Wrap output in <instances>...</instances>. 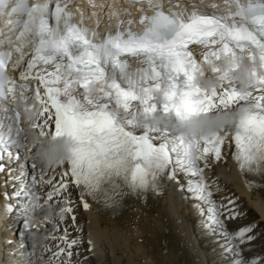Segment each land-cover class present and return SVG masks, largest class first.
Masks as SVG:
<instances>
[{"label": "snow or ice", "instance_id": "obj_1", "mask_svg": "<svg viewBox=\"0 0 264 264\" xmlns=\"http://www.w3.org/2000/svg\"><path fill=\"white\" fill-rule=\"evenodd\" d=\"M70 3L0 0V26H7L0 27V105L34 102L41 123L33 126L62 145L64 177L82 197L107 203L106 189L115 195L118 179L146 192L158 189L164 175L177 180L182 173L190 177L186 190L210 205L209 226L245 242L251 226L226 232L200 162L225 159L231 135L241 170L264 176V0H223L210 13L182 8L180 0H168V11L164 0H132L143 29L120 19L104 33L77 19ZM0 113V161L6 152L18 160L9 149L23 146L20 112L0 106ZM69 181L61 177L56 193ZM53 195L44 204L33 195L25 218L46 211Z\"/></svg>", "mask_w": 264, "mask_h": 264}, {"label": "bare ground", "instance_id": "obj_2", "mask_svg": "<svg viewBox=\"0 0 264 264\" xmlns=\"http://www.w3.org/2000/svg\"><path fill=\"white\" fill-rule=\"evenodd\" d=\"M11 153L17 155L14 151ZM229 157L231 154L226 153L225 159L217 161L209 156L208 167H204L203 161L200 163L203 179L212 193L210 199L222 206L217 209L221 213L219 219L228 234H235L251 226L249 223L253 220H248L246 209L251 216L258 214L255 221L264 224V188L255 186L264 180V176L239 173L238 165ZM0 166L3 168L0 171L1 212L7 193H17L21 187L29 189L36 172L28 167L26 158L13 159L7 152ZM189 180L190 177L182 173L178 174L177 180L164 175L163 183L159 185L162 188L144 197H124L107 203L87 197L82 199L77 188L67 189L62 196L70 195L78 218L66 223L62 220L48 223L47 230L58 236L55 241L59 239L65 243L69 238L77 241L72 246L75 256L71 261L75 264H234L244 253L246 256H240V259L246 264L254 259L257 264L263 263L264 257L258 256L261 250H254L252 254L248 252L251 249V243L247 242L248 233L245 242L241 243L239 238L232 240L231 235L223 234L219 224L209 226L210 205L186 190ZM238 193L240 196H236ZM84 201H87L88 208L84 207ZM229 216L237 221L226 219ZM13 219L14 215L0 221V262L3 257L0 264H6V257L10 259L9 264H21L16 246L11 249L12 243H7L14 236L10 229ZM243 223L247 225L244 227ZM228 247L232 251H227ZM35 249L25 254L31 251L30 257L37 258L40 263L44 254L42 249ZM48 254L45 259L50 263L44 264H55Z\"/></svg>", "mask_w": 264, "mask_h": 264}, {"label": "rangeland", "instance_id": "obj_3", "mask_svg": "<svg viewBox=\"0 0 264 264\" xmlns=\"http://www.w3.org/2000/svg\"><path fill=\"white\" fill-rule=\"evenodd\" d=\"M243 205V204H242ZM244 212V211H243ZM246 213H248V220L249 221H251V220H253L252 221V223H249V224H251V228H252V231H251V233H248L250 236H252L253 237V239H251L250 241H248L247 240V242H249V243H251L250 244V248L251 249H249V253L250 254H252V253H254L253 251L254 250H261V252L260 253H256V256L258 255L259 257H264V224H261V223H259V222H256L255 220L259 217V215L258 214H255L254 216H251L250 215V213L249 212H247V210L245 211ZM239 220V219H238ZM234 221H237L236 219H234ZM240 221V220H239ZM248 224V225H249ZM81 225V224H80ZM247 224L246 223H243L242 224V226H246ZM258 225V226H257ZM81 227H82V225H81ZM258 247V248H257ZM104 246H103V251H104ZM246 254L247 253H244V254H242V255H240V256H242L243 257V255H245L246 256ZM239 256V260H240V258H242V257H240ZM253 256V255H252ZM264 259V258H263ZM262 259V260H263ZM261 259H258V261H260ZM260 264H264V262L263 263H260Z\"/></svg>", "mask_w": 264, "mask_h": 264}]
</instances>
